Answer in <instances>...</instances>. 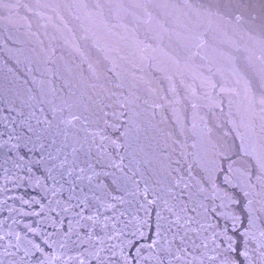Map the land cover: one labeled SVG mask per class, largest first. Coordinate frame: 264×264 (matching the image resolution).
Listing matches in <instances>:
<instances>
[{
  "label": "water",
  "instance_id": "1",
  "mask_svg": "<svg viewBox=\"0 0 264 264\" xmlns=\"http://www.w3.org/2000/svg\"><path fill=\"white\" fill-rule=\"evenodd\" d=\"M0 264H264V0H0Z\"/></svg>",
  "mask_w": 264,
  "mask_h": 264
}]
</instances>
